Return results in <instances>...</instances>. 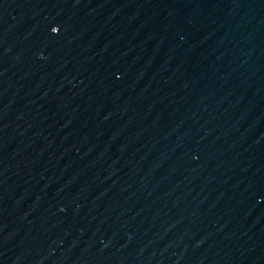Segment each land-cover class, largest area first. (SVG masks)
<instances>
[{"label": "water", "instance_id": "1", "mask_svg": "<svg viewBox=\"0 0 264 264\" xmlns=\"http://www.w3.org/2000/svg\"><path fill=\"white\" fill-rule=\"evenodd\" d=\"M0 264H264V0H0Z\"/></svg>", "mask_w": 264, "mask_h": 264}]
</instances>
